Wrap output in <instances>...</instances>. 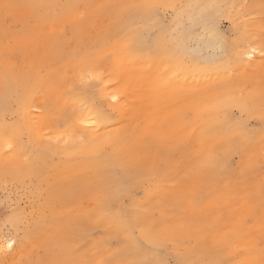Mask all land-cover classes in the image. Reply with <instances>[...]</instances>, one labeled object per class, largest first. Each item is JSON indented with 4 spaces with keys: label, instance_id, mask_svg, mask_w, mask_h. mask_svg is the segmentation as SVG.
<instances>
[{
    "label": "rangeland",
    "instance_id": "rangeland-1",
    "mask_svg": "<svg viewBox=\"0 0 264 264\" xmlns=\"http://www.w3.org/2000/svg\"><path fill=\"white\" fill-rule=\"evenodd\" d=\"M189 2L0 0V72L8 60L20 65L21 54L44 79V105L31 117L50 109L33 137L0 129V264H264V250H250L264 249L254 244L264 231L251 197L231 193L233 204L207 187L243 173L253 185L264 174V131L260 143H246L261 125L239 111L248 94L255 110L264 106V0L215 1L223 14L208 24L221 34L220 48L209 45L207 29L191 26L197 10ZM211 4L202 9L215 14ZM242 33L263 43L245 60L194 66L241 51ZM222 109L231 140L214 141L208 130ZM113 142L125 148L119 167L106 155L93 171L61 173L57 150L70 152L71 163L81 161L80 149ZM37 143L51 152L34 168ZM206 160L223 162L215 179ZM90 199H109L106 213Z\"/></svg>",
    "mask_w": 264,
    "mask_h": 264
},
{
    "label": "bare ground",
    "instance_id": "bare-ground-1",
    "mask_svg": "<svg viewBox=\"0 0 264 264\" xmlns=\"http://www.w3.org/2000/svg\"><path fill=\"white\" fill-rule=\"evenodd\" d=\"M186 1L191 2V0H186ZM210 1L212 4L209 6L218 7V10L215 14L212 12H207L206 8L202 9L206 5V0H192L193 7L197 11H195L191 15V26H198L207 29L208 30L207 42L209 43V45L214 46L216 48L217 47L220 48L222 46V40H221L222 36L220 33L216 31L214 24L210 25L208 23L209 21H214L217 16H220L223 13H221V11L219 10V4H216L215 2L219 0H210ZM230 1L233 3L235 0H230ZM148 11H151V8L147 9L144 13ZM181 35L183 37H189L190 30L183 31ZM240 40L241 43L244 44V46L243 49L241 51L236 52L235 55L221 54V58L216 59L211 65L204 67L200 63H196L194 66L198 70H202L203 68L210 69L212 67L224 68L228 63L234 61L237 56H240L242 60H245V58L253 54L258 49V47L260 48L261 45L263 44L261 42L258 33H254L247 36L244 33H242ZM165 48L167 49L166 46ZM253 49H255V51H253ZM20 55L21 54H17L16 56L20 60V65H15L16 63L15 64L10 63V60H8L6 63L3 64L7 68L3 69L2 72H0V81H1L0 82V129L5 130L8 127L13 130L24 129L28 132V134H30L29 136L33 137V134H35L33 131L35 129L37 130L39 128H42L41 126H43L46 123L50 109L44 110L43 113H41L36 117V119L34 118V116L31 117L34 114L33 111L34 108L40 109L44 105L43 101L45 98L43 99V97H41L44 79L41 73H38L39 71H37V73L34 71V68L27 69L25 61L24 60L22 61L23 56L20 57ZM251 64H255V62L252 61ZM15 70H17V72L20 73L19 74L16 73V75H14L12 71H14L15 73ZM88 92L89 89H87V93ZM248 96L249 94L245 99L246 102L245 100L242 102L239 111L241 115H243L245 118L255 117L257 119L258 125H261V128L255 130V132L248 131L251 133L245 136L244 141L248 144L260 143L257 140L260 137L258 133L264 131V106L263 109L257 108L255 110L253 105L254 95L250 96L249 98ZM113 97L115 98L116 95H113ZM227 113L228 112L226 111V109H222V112L220 114L216 113L217 117L219 115L220 116L225 115V116L223 117V120L221 122L215 123L214 125L209 127L208 130L209 133L215 136L214 141L217 140L225 141V139L231 140L229 136V127H228L229 116ZM9 115H12L14 117L13 122L10 124L6 122V117ZM86 121L91 125H95L93 117H88ZM241 127L242 125H240V128ZM104 146H108L107 154L104 151H101V149ZM118 147L119 144L117 142L106 143L94 149L84 147V149L83 148L80 149L79 152L81 156V161L75 160L71 163L69 161V157L66 156L70 152L65 151V149L61 151L57 150V158L60 161H62L61 163H63V166L66 165V169L64 170V172L61 173L64 176V174L70 173L71 169H75L81 165H84V169L93 171L94 169L101 167L102 164H105L104 159L106 155H108V157L111 159V167L113 168L119 167L121 165V159L118 157V154L122 153L125 150V148L118 149ZM49 152L51 151H48V149L45 146L43 147L40 143H37L35 147L33 146L32 161L30 163L31 166L35 168L36 162ZM213 163L214 165L211 166L212 165L211 161L206 160L205 167L206 165L211 166L207 172L211 174L210 176L211 178L215 179L214 176L212 175L221 169L223 162L213 161ZM59 166H61V164L58 163V167ZM263 169H264V164H263ZM242 176L243 177L239 182H235L230 179L227 183V186L224 185L222 187H219V184H216L214 180H209L207 187H211L218 191H225L226 194H229L228 195L229 198H231L230 195L231 193H236L237 195H239L241 191H246V197L249 198L251 197V201H252L251 208L259 213L262 212L260 223L264 231V174L253 185H246L243 182L244 173ZM240 187H245V189H239ZM117 188L118 186L116 184L110 185L108 187V192L113 193L117 190ZM125 192L128 194V188L125 190ZM90 200L94 202L99 212L106 213V207L110 205L109 199H106L105 201L103 200L97 201L95 199H90ZM122 216L125 221V224L131 226L129 213L128 214L122 213ZM263 239H264V233H263ZM261 243H264L262 239L257 240L254 244H261ZM250 250L254 256H257L261 252H263L264 249L262 247L255 246Z\"/></svg>",
    "mask_w": 264,
    "mask_h": 264
},
{
    "label": "snow or ice",
    "instance_id": "snow-or-ice-1",
    "mask_svg": "<svg viewBox=\"0 0 264 264\" xmlns=\"http://www.w3.org/2000/svg\"><path fill=\"white\" fill-rule=\"evenodd\" d=\"M145 7H154V6H152V5H146ZM253 51H255V49H253ZM260 54H261L262 56H264V47H262V48L260 49ZM8 146L11 147V144H9ZM11 247H12V243H11V242H8V243H7V248H8V249H11ZM3 251H4V249H3L2 247H0V252H3Z\"/></svg>",
    "mask_w": 264,
    "mask_h": 264
}]
</instances>
